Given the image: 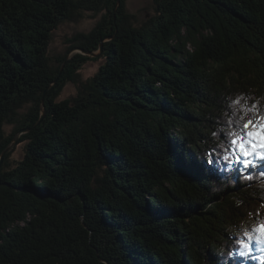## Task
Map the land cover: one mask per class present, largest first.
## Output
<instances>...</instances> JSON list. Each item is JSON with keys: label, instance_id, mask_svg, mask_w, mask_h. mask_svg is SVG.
Masks as SVG:
<instances>
[{"label": "trees", "instance_id": "obj_1", "mask_svg": "<svg viewBox=\"0 0 264 264\" xmlns=\"http://www.w3.org/2000/svg\"><path fill=\"white\" fill-rule=\"evenodd\" d=\"M117 1L0 0V157L34 127L0 164V264H264L240 253L264 165L220 159L264 123V0H153L141 24Z\"/></svg>", "mask_w": 264, "mask_h": 264}, {"label": "rangeland", "instance_id": "obj_2", "mask_svg": "<svg viewBox=\"0 0 264 264\" xmlns=\"http://www.w3.org/2000/svg\"><path fill=\"white\" fill-rule=\"evenodd\" d=\"M127 8H128L129 13L133 16L134 23L136 24H141L142 22L147 21L154 14L153 0H127ZM95 21L96 19L85 18L82 21L76 22L72 24L71 26L67 27L65 29V33L70 35L76 31H88L92 27ZM58 44L59 42L56 45ZM76 53L82 54L80 50H73L69 53L68 57H71L73 54H76ZM101 63L102 61L87 63L80 72L81 79L84 80L90 77L91 75H93V73L97 70V68L100 66ZM75 88L76 87L72 84L68 85L63 95L61 96V98H66L70 95H73L76 90ZM14 148L12 149L14 151L12 158L19 159L21 157V152H22L21 145L16 147L15 150ZM241 159H244V158L242 157ZM251 159L254 162H256L254 167L244 168L239 163L238 168L242 170V172L246 173L249 169H253V168H256L257 166L264 165V160H260L255 156H253ZM261 225H264V216L262 218H256L250 230L251 233L256 234V242L260 241L259 239H262V241H264V234H262L260 231ZM257 244L258 243H255L254 241L250 244H247L248 248L242 247L240 249V253H243L242 255L244 257L249 256L250 258H254L256 256V258L258 259L260 258L264 259V253L262 252L259 253L258 251V250H264V246L260 247Z\"/></svg>", "mask_w": 264, "mask_h": 264}, {"label": "snow or ice", "instance_id": "obj_3", "mask_svg": "<svg viewBox=\"0 0 264 264\" xmlns=\"http://www.w3.org/2000/svg\"><path fill=\"white\" fill-rule=\"evenodd\" d=\"M228 135L231 139L227 141L220 159L226 161L229 168H234L237 163H240L244 168L254 167L255 162L251 159L253 156L264 160V123L247 120ZM242 157L244 159H241ZM212 162L210 158L209 163ZM260 231L264 234V225L260 226ZM241 244L244 248H248L247 244H243V242Z\"/></svg>", "mask_w": 264, "mask_h": 264}, {"label": "water", "instance_id": "obj_4", "mask_svg": "<svg viewBox=\"0 0 264 264\" xmlns=\"http://www.w3.org/2000/svg\"><path fill=\"white\" fill-rule=\"evenodd\" d=\"M119 4V0L117 1V5ZM117 7V6H116ZM116 7L114 8V13H115V10H116ZM76 50H79V49H76ZM81 51V53L83 54V55H85V56H88V57H91V58H97V57H99L101 54H102V52H103V46H102V43L100 44V47H99V50L97 51V52H95V53H88V52H84V51H82V50H80ZM69 55V54H68ZM69 57L67 56L66 58H65V60L63 61V63H62V65H61V67H60V72H59V74L61 73V71L63 70V67H64V64H65V61L68 59ZM55 83V82H54ZM45 93V92H44ZM43 115L41 116V118H40V120H39V122L36 124V126H38L39 124H40V122L42 121V119H43ZM35 126V127H36ZM34 129V127L33 128H31V129H29V130H21L20 132H18L16 135H15V137H14V140H13V142H12V144L3 152V154L1 155V157H0V164H1V161H2V159H3V157L6 155V154H8L14 147H15V145L17 144V140H18V138H19V136L21 135V134H23V133H28V132H30L31 130H33Z\"/></svg>", "mask_w": 264, "mask_h": 264}]
</instances>
